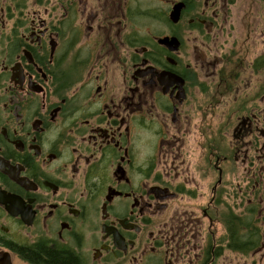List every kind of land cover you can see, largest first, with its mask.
Wrapping results in <instances>:
<instances>
[{
    "label": "flooded vegetation",
    "instance_id": "1",
    "mask_svg": "<svg viewBox=\"0 0 264 264\" xmlns=\"http://www.w3.org/2000/svg\"><path fill=\"white\" fill-rule=\"evenodd\" d=\"M24 2L0 0V264H48L37 246L66 264H264V22L246 59L218 51L234 0H87L70 62L76 0L49 20Z\"/></svg>",
    "mask_w": 264,
    "mask_h": 264
},
{
    "label": "rangeland",
    "instance_id": "2",
    "mask_svg": "<svg viewBox=\"0 0 264 264\" xmlns=\"http://www.w3.org/2000/svg\"><path fill=\"white\" fill-rule=\"evenodd\" d=\"M86 2L87 0H76V12L73 13L74 15L71 14L69 20L62 26L65 28L66 32V34H64L63 36L64 41L66 43L71 42L70 44L72 45L73 43H75V47L73 46L74 50H72V54L67 56L68 61L70 62L85 60L87 58V50L85 48V24L83 16L81 14V11L84 10ZM24 8L29 11L39 10L45 20H49L52 17V11L54 10L52 6V0H42L41 2H38L37 0H25L23 5L20 8L18 7L17 10H23ZM111 8V4L107 3V6L101 9L103 12L102 15L105 16L107 14H115V9ZM58 9L59 8H55L57 16H60V14L62 13V9ZM92 13L93 12L87 14L89 18L87 25L91 23L90 19L93 17ZM256 22H258L257 28L263 27V2H259L257 0L255 2H249V0H234V2L232 3L229 2L227 4L226 18L222 21L221 32L219 34L217 43L219 53L224 54L225 52L228 53L230 50H234L235 54L239 58L249 59V29L255 27ZM216 31L217 30H215V32ZM252 47L253 54L260 52L262 49V45H260L259 42L254 43ZM239 49L243 50L242 53L238 55L237 51ZM252 57H254V55H252L251 58ZM229 261L231 260L228 258H221L218 264H230ZM244 261L250 262L249 259H235V264L236 262L242 263Z\"/></svg>",
    "mask_w": 264,
    "mask_h": 264
},
{
    "label": "trees",
    "instance_id": "3",
    "mask_svg": "<svg viewBox=\"0 0 264 264\" xmlns=\"http://www.w3.org/2000/svg\"><path fill=\"white\" fill-rule=\"evenodd\" d=\"M42 252V253H41ZM41 254V255H40ZM42 255H44L45 263L48 264H54L55 262L58 263H71V261H74L75 258L72 256L71 252H68V250H62V251H54L46 248H42L41 246H37V248H33V253H31V258L33 260H36L37 258H42Z\"/></svg>",
    "mask_w": 264,
    "mask_h": 264
},
{
    "label": "water",
    "instance_id": "4",
    "mask_svg": "<svg viewBox=\"0 0 264 264\" xmlns=\"http://www.w3.org/2000/svg\"><path fill=\"white\" fill-rule=\"evenodd\" d=\"M179 6H180V4H177V8L175 10L178 9V11H179ZM176 15H177L176 11L171 13V18L173 21L176 20V18H177Z\"/></svg>",
    "mask_w": 264,
    "mask_h": 264
}]
</instances>
